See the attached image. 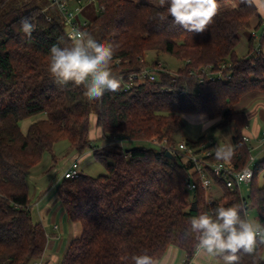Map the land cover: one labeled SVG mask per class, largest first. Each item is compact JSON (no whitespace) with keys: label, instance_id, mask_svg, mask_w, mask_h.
<instances>
[{"label":"trees","instance_id":"obj_1","mask_svg":"<svg viewBox=\"0 0 264 264\" xmlns=\"http://www.w3.org/2000/svg\"><path fill=\"white\" fill-rule=\"evenodd\" d=\"M227 2L238 7L220 10L205 32L189 33L171 16L164 23L151 19L162 10L154 4L96 0L99 10L85 31L115 46L112 66L122 82L118 91H106L101 100L90 102L82 86L61 87L48 72L51 47L71 42L53 0H0V264H33L43 258L47 236L32 216L27 175L45 152L54 156L55 144L63 139L80 155L92 150L107 173H83L58 185L64 209L81 226L61 264H132L130 257L144 251L160 260L173 247L186 253V264L193 260L196 241L185 236L190 219L217 206L242 203L240 192L214 177L222 192L215 199L202 186L191 160L178 155L171 159L151 141L175 144L185 128L183 115L221 118L220 126H235L229 160L238 170L250 162L252 151L244 140L249 118L237 105L251 92L264 93V51L255 50L253 37L248 56L240 57L236 49L242 32L258 30L263 18L240 0H219L221 5ZM24 18L36 25L31 39L20 31ZM149 51L172 55L184 66L175 73L162 66L156 81H137L125 91L131 73L159 65L158 56L152 63L147 60ZM227 62L229 79L200 82L191 74ZM93 113L105 139L124 137L152 146L124 150L117 143L115 150L102 151L90 138ZM40 115L24 133L20 123ZM205 140L187 141L196 146ZM217 146H211V161L219 160ZM263 172L264 158L254 164L245 205L246 213L257 211L260 224L264 201L257 203L256 194L264 192L258 184ZM189 176L197 182L194 191L186 187ZM258 251L259 264H264V246ZM243 262L250 264V259L244 256Z\"/></svg>","mask_w":264,"mask_h":264},{"label":"clouds","instance_id":"obj_2","mask_svg":"<svg viewBox=\"0 0 264 264\" xmlns=\"http://www.w3.org/2000/svg\"><path fill=\"white\" fill-rule=\"evenodd\" d=\"M240 3L255 8L264 17V0H240ZM156 8L162 10H157L151 17L154 21L164 23L171 16L174 24L187 32L203 33L214 22L221 4L219 0H156ZM20 31L31 39L36 25L24 18L20 21ZM70 41L67 46L54 44L50 49L48 72L54 82L61 87L69 83L82 86L83 95L90 102L101 100L106 91H118L122 77L113 71L115 46L98 42L86 31H74ZM233 155L232 145L215 149L216 159L229 160ZM246 175L250 177L251 173ZM260 201H264V192L256 194V202ZM246 216L245 205L234 203L192 217L185 236L196 241L194 259L197 264L201 257H211L214 264H244V256L250 259V264H259L262 258L258 250L264 246V224L250 221ZM130 259L132 264H163L147 251L134 254Z\"/></svg>","mask_w":264,"mask_h":264},{"label":"rangeland","instance_id":"obj_3","mask_svg":"<svg viewBox=\"0 0 264 264\" xmlns=\"http://www.w3.org/2000/svg\"><path fill=\"white\" fill-rule=\"evenodd\" d=\"M137 2H145L149 4L156 5V0H136ZM236 2H227L221 5L220 10L230 8L233 5H236ZM98 5L94 3L89 4L84 12L81 15L82 20L90 21L94 14L97 12ZM253 30L255 29H248L242 32L241 34V41L238 45L236 51L240 57H245L249 55V38L253 36ZM255 34L258 36L257 39L254 41V47L258 46L260 38L263 36V30L260 27L258 30L254 31ZM158 56L159 64H161L166 69L170 70L171 72H176L179 70L180 67L184 66V63L178 60L176 57L169 55L167 53L157 55L154 51H149L147 54V60L152 63L156 60ZM244 111H249L250 108H240ZM248 113V112H247ZM259 117V115H257ZM41 118L40 116H33L23 120L20 123L21 129L24 133L27 132L31 123L35 120ZM182 119L185 123L184 130L176 136V140H194L201 136H205L207 139H213L215 143H218L220 146L225 145H232L234 148L233 138L235 135V126L233 124H228L225 126H220L221 118L217 119H209L205 116L198 115V114H187L183 115ZM253 119L250 120V125H252ZM259 124L264 127V122L260 120ZM264 129V128H263ZM90 138L95 146H98L102 151L104 150H115V147L111 141V138L105 139L102 135L101 128L97 125V116L95 113L91 116L90 119ZM248 143V142H247ZM124 150L136 148L139 146L150 147L152 144L150 142H141L135 141L130 139H124L121 143H118ZM250 147L258 145L255 141L248 143ZM264 147V143H261ZM55 160L51 158L50 152H45L42 161L37 165L35 170H44L42 173V177H35L32 178L31 175L28 176L27 183H28V190L31 202L34 203L38 199L39 195L43 192L46 185L49 187L50 185H56L60 178L63 179V174L65 170L69 167V165L75 159H78L80 162V169L82 173L90 175L92 177H98L99 175H103L107 173L106 167L99 161H97L93 155V151L87 149L83 154H78L75 149L72 147L71 143L67 139H63L55 144L54 151ZM252 156L255 157L256 162L264 158V150H252ZM34 170V172H35ZM258 184L260 186H264V172L259 176ZM251 182L244 183L241 187L242 193L247 196L250 192ZM221 190L219 188H215L213 192V197L215 199L220 198ZM192 195V193H191ZM36 197V198H35ZM36 200H35V199ZM31 203V204H32ZM35 215V214H34ZM36 218V217H35ZM46 219H51L47 217ZM248 220L258 222L257 220V211L255 209H251L249 211ZM79 224V223H78ZM79 226V225H78ZM47 232L51 228H47ZM66 237V236H65ZM59 255V254H58ZM62 256L57 258L51 264H61ZM181 260H177L175 264H181ZM47 264V263H45Z\"/></svg>","mask_w":264,"mask_h":264},{"label":"built area","instance_id":"obj_4","mask_svg":"<svg viewBox=\"0 0 264 264\" xmlns=\"http://www.w3.org/2000/svg\"><path fill=\"white\" fill-rule=\"evenodd\" d=\"M96 2V0H53V3L60 15L62 16L66 26H67V36L70 39L71 34L74 31H85V27L88 25L87 20H82L81 15L86 9V7ZM99 10V9H97ZM261 28L263 30V36L260 38L258 46L255 48L257 52L263 51L262 49V38L264 37V18L261 23ZM256 30H253V38L257 39L258 36L255 34ZM119 61V60H118ZM231 64L229 62L221 64L215 69L213 65L205 66L199 70H193L191 74L198 76L200 82L205 80H224L229 79L230 74L226 73L225 70L229 68ZM159 70H163L161 64L155 67H149L142 70L139 73H131L128 76V81H124V90L127 91L131 89L132 85L137 81L154 82L158 78ZM124 137H112L111 141L114 143H121ZM264 143V134H263ZM245 141H248L247 136L244 137ZM158 148H165L167 152H171L173 155H178L185 159H189L193 163V170L198 174V177L202 183V186L208 193H213L214 189L217 188L214 177L218 180L224 182L225 186L230 190H238L241 195L242 203L247 205L246 196L242 193V185L246 182L252 181L254 175V164L256 159L254 156L250 157V162L241 170H238L231 160H218L211 161V157L214 155V151L211 148L214 143L213 139H207L204 142L194 146L191 145L187 140H179L175 144L169 145L167 140L159 141L154 139L151 141ZM250 172L251 176L247 177V173ZM80 169V162L78 159L72 161L69 167L65 170L63 174V179H76L82 175ZM241 177H245L241 179ZM186 187L190 191H194L197 187V182L192 176L187 178ZM249 213H247L248 215ZM33 264H42L41 260L35 261Z\"/></svg>","mask_w":264,"mask_h":264},{"label":"crops","instance_id":"obj_5","mask_svg":"<svg viewBox=\"0 0 264 264\" xmlns=\"http://www.w3.org/2000/svg\"><path fill=\"white\" fill-rule=\"evenodd\" d=\"M262 49L264 51V42ZM237 108L239 110H242L240 108H250V110L247 111L248 113L245 111L249 118V124L246 128L245 136L249 138L247 141L248 143L255 141L258 144L250 147L251 151H263L264 147L261 143L263 142L262 138L264 134V127L261 126L259 122L260 120L264 122V93L257 91L249 93L241 100V102L237 105ZM257 115H259V117H257ZM251 119H253L252 125H250ZM53 155L54 156L51 154V158L55 160L57 156L55 158L54 153ZM36 167L37 166L28 172L27 179L29 175H31L32 178H40L43 176L42 173L44 170H35ZM62 180L63 179L60 178L59 181L55 183L56 185L53 186L50 185L48 187L46 185L38 199L36 200V197L34 198L36 202H31L33 219L36 223L41 224L44 227L47 236L45 253L41 259L42 264H51L55 260L57 261V258H60L61 256L63 258L72 240L81 234L80 224L73 221L69 217L60 198L57 195V187L62 182ZM47 217H50L51 219H46ZM47 228H51L49 234L47 232ZM179 259L182 262L181 264H186V253L178 248L173 247L162 259L158 261L163 262V264H175ZM188 264H197V261L193 258V260ZM199 264H214V261L211 257H201Z\"/></svg>","mask_w":264,"mask_h":264},{"label":"water","instance_id":"obj_6","mask_svg":"<svg viewBox=\"0 0 264 264\" xmlns=\"http://www.w3.org/2000/svg\"><path fill=\"white\" fill-rule=\"evenodd\" d=\"M166 154H167V156H168L169 158H171V159L174 158V155H173L171 152H167Z\"/></svg>","mask_w":264,"mask_h":264}]
</instances>
